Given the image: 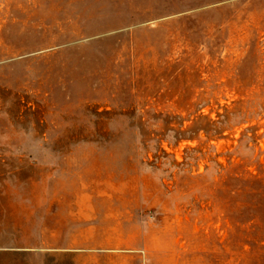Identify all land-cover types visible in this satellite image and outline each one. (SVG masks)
<instances>
[{"label": "rangeland", "instance_id": "obj_1", "mask_svg": "<svg viewBox=\"0 0 264 264\" xmlns=\"http://www.w3.org/2000/svg\"><path fill=\"white\" fill-rule=\"evenodd\" d=\"M0 264H264V0H0Z\"/></svg>", "mask_w": 264, "mask_h": 264}]
</instances>
